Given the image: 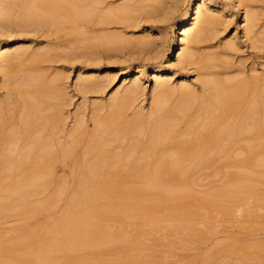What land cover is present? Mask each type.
<instances>
[{
	"label": "bare ground",
	"instance_id": "1",
	"mask_svg": "<svg viewBox=\"0 0 264 264\" xmlns=\"http://www.w3.org/2000/svg\"><path fill=\"white\" fill-rule=\"evenodd\" d=\"M117 1L0 0V74L5 89L0 92V214L23 205L18 220L24 223L56 207L58 198L47 203L38 199L55 180L53 166L70 161L79 168L74 187L69 192L62 187L68 194L57 216L9 237L0 234V264H182L183 255L178 254L183 251L175 253L177 246L206 241L209 233L226 224L253 231V224L264 220V71H212L213 62L235 46L233 40L222 52H198L217 26L228 23L233 6L238 13L244 11V35L254 44L264 42L252 9L253 1L261 0H213L216 8L202 0ZM144 7L146 17L158 21L178 15L170 43L166 30L156 39L99 30L100 23L137 22L135 12ZM42 29L61 41L34 46L23 41ZM162 41L168 52L157 63ZM79 44L90 51L79 53ZM125 44L140 54L114 56L125 65L108 66L104 71L109 75L99 72L100 65L83 73L88 64L78 67L75 85L84 93L103 91L117 71L136 70L106 100L93 101L91 130L85 101L68 118L61 101L60 106L43 100H65L67 92L66 73H48L46 62L62 57L98 64L102 55L96 47ZM171 63L181 67L165 66ZM196 63L202 70L197 76L200 91L188 78ZM149 69L154 84L145 110L139 100L146 91L141 75ZM175 76H181L177 83ZM67 119L73 123L68 125ZM242 140L246 142L237 147ZM217 161L224 162L223 182L197 191L193 173ZM163 206L170 207L163 212ZM122 215L135 222L105 220ZM236 236L223 245L215 243L213 247H221L217 255L232 260L236 256L240 264H264V242ZM205 253L184 260L212 264L213 255Z\"/></svg>",
	"mask_w": 264,
	"mask_h": 264
},
{
	"label": "rangeland",
	"instance_id": "2",
	"mask_svg": "<svg viewBox=\"0 0 264 264\" xmlns=\"http://www.w3.org/2000/svg\"><path fill=\"white\" fill-rule=\"evenodd\" d=\"M109 1L107 0V2H109ZM122 1L127 2L129 0H119V1H117L116 4L122 3ZM112 2H113V0H112ZM112 2L110 1L109 3H112ZM113 3H115V2H113ZM180 4H181V2H180ZM146 8L147 7H144V8H142V10L135 12L137 14V17H138L137 22L130 23L127 21H123L120 23L114 22L112 24H103V25L100 23V25L96 24L94 28L99 29V27H100L99 30H101L103 28L102 32L103 31L104 32H110L111 31V32H116V33L119 32L121 34H124L125 37L127 36V38L129 35L130 38H134V37L137 38L139 36L140 37H142V36L148 37L149 36L151 39H156L159 36L160 31L166 30L167 35H168V42L170 43L172 38H173V28H174L176 21L178 19V15L176 14L175 16H173V18H170L168 20V23L161 24V23H159L158 20L150 19V18L146 17V14H145ZM252 9L256 12V14L259 18V31L261 32L260 36L264 37V33H263L264 32V0L253 1ZM243 12L244 11L242 10V11H240V13H238L236 8L233 6L232 10L229 12V15L227 17V19L231 20L232 23L231 24L227 23L224 25L217 26L218 31L216 32V34L213 36H210V38L207 39L205 42L199 44V49H198L199 53L203 52V51H204V53H205V51H207V52L209 51V52L214 53L216 51L222 52V50L225 47L224 45H225V43H227V41L233 40L235 42V46L233 48L229 49L227 53L220 56L222 59H220L218 61L215 60L216 62L215 61L213 62L216 65L214 64V66L211 69H212V71H216L219 75L221 72H222L221 74L227 72V75H229V74L234 75V74L240 73V72L241 73L243 72V74L245 73V74L249 75V74H253V73L256 74V72H254L253 70H256L257 74H258V72H259V74H261L264 71V42L257 41L254 44V43H252V41L248 37H246L244 35V30H243L244 14H243ZM98 25H99V27H98ZM225 25H227V27H225ZM106 26H107V28H106ZM88 27H90V29L93 28L89 24H88ZM23 39H24L23 41L27 42L28 44H32L33 46L39 42H42V44L44 45V44H48L49 42H50V44L51 43L52 44H58V41H61V39L60 40L57 39V37H55L53 34H51V35L47 34L45 29H42L41 31L29 33V34L25 35ZM56 39L58 41H55ZM157 41L159 42V40H157ZM53 42H55V43H53ZM82 45H84V44H79L80 48L79 47H78L79 49L77 48L78 52L79 53H82L83 51L88 52L89 49L86 50L87 48L86 49L83 48L84 46H82ZM52 46H54V45H52ZM123 46H121V48H116V49L113 47H110V46L109 47L108 46L96 47L95 51H97L98 53H100L102 55L100 57L101 61L98 64L93 63V61H90V60L85 62L86 60L84 58H80V59L78 58L77 60L73 59L74 61L71 62V59L69 61H67L68 59H64V58L61 59L62 57H56L53 61L46 62V64L48 65V70H47L48 73H50L49 71H52V69H53V71L54 70H56L57 72H63L64 71L66 73L67 77L65 78V86L67 88V92L65 94L66 95L64 98L65 100L57 101L55 98H50V97L48 99L44 97L43 100L46 103L48 102L49 104H54V105H56V104L60 105L61 104V105H63L64 106V107H62L63 112L65 113L66 116L69 115L68 118L73 117L75 115L74 112H76L75 110H77V108L79 109L80 107H83L84 105L81 106V104H84L82 101H85L86 102L85 107H86V112H87V113L85 112L87 115L85 117L87 118V120H89L87 129L89 127V129L91 130V128L93 127L92 126L93 121L91 122L92 118L90 116L92 114H90V112H92L91 109L93 107V101L94 102H97V101L101 102L103 100H106L112 93L115 92V90L117 88L119 89V87L122 85V83L125 79H127V81H128L130 78H133L135 76L136 70L131 71L130 73H124V72L117 71V72L113 73L112 76H115V77L112 80H110V84H108V86L103 91H101V92L87 91L84 93V91L81 92L78 88H76V85H75V83H76L75 81H76L77 76L79 75V72H80L78 70V67L83 62L88 64L86 66L84 65V68H82L81 73H83L84 71L92 69V67L94 68L96 65H100L99 66L100 67L99 72L102 71L101 72L102 74L107 73L109 75V71L105 72L104 69H106L108 66L112 67L113 69H117V68H114V67H116L115 65L122 64V63L115 61L113 59L114 56L117 59V58H120V56L125 55V54L128 55L129 53H133L132 55H135V56H138L140 54L139 51H136L134 49V46L131 47L132 45L127 46L125 44V46L124 47ZM112 48L115 50H113ZM108 58H110L111 60L110 59L108 60ZM139 59H141V58H139ZM113 60H114V62H112ZM172 60L176 61V57L173 58ZM108 61H110V62H108ZM46 64H44V65H46ZM123 64L125 65V63H123ZM123 64H122V66H123ZM45 69H47V67H45ZM199 71L202 72V70L199 69V64L196 63L190 67V72L188 74L189 80L195 84L198 91L201 90V88L199 86L198 79H197ZM150 72H151V70L149 69L148 72H145L144 74L141 75V79L144 83V86L146 87V91H145V94L142 95L139 100H142L140 102V105L142 104L145 107V110L147 108H149L150 90H151L152 85L154 84V79L152 78V74H150ZM180 77L181 76H175L173 78L174 83H177L180 80ZM1 85H2V77L0 74V92L5 90L4 88H1ZM45 99H47V100H45ZM59 102H60V104H59ZM64 102H65V104H64ZM78 106H80V107H78ZM64 109H65V111H64ZM131 110H129L127 113L131 114L132 113ZM130 111H131V113H130ZM66 113H68V115ZM71 114H74V115H71ZM69 120L70 119H67V122ZM72 121H73V119L71 120V122ZM69 122H68V125H70ZM245 140L244 141L242 140V142L240 141L241 143L237 142L238 144L236 143L235 145H237V147L240 148V145H242L243 143L246 142ZM239 148H238V150H239ZM117 149L119 150V148H117ZM234 149H236V147ZM234 149L232 148V150H233L232 153H235ZM237 152H239V151H237ZM218 161H221V160H218ZM217 162L216 163L213 162L214 164H212V165L210 164L208 166L209 168L205 167L206 169L204 168V170L201 168L202 171L200 169L199 171L196 170L195 171L196 173L195 172L193 173L194 177L192 178V180L195 183H198L197 185H195L198 188L197 191L201 192L203 190L204 191L208 190L209 188H210L209 190H211L212 187H215V186L217 187V186H219V184L221 185V182H223L222 179L224 180V178H223L224 174L223 173L225 172V168H224V171L222 168V166L224 165L223 164L224 162H222V163L218 162V164H217ZM228 169L230 171V168H228ZM53 170L55 172V180H54L53 184L48 186L46 188L45 192L42 195H40L38 199H41L42 201H45V203H47L49 201H53V200L58 198V199H60V201L58 202L56 207H54L48 211H43L34 217L26 218L24 223L18 220L19 215L22 212L23 205H15L13 207V209L6 211L4 213H1L0 214V234L4 235V238L17 234V232L20 231L21 229H23V227H25V226H30V225L36 224L37 222L45 223V222H47V220L49 218H51L53 216H57L59 211L62 210L65 198L68 194L67 192H69V190H71V188L74 187L75 174L79 171V168H78V166H75L74 164H72V162L67 161V163L55 164L53 166ZM226 171H228V170H226ZM195 174L198 175V176H196L197 178H195ZM8 182H9L8 180L5 181V183H8ZM63 186H66L64 189H66L67 192L66 191L61 192ZM194 189H195V187H194ZM196 193H198V192H196ZM202 193L204 194V192H202ZM163 207L164 208H162V207L161 208L163 209V212H165V210H168V207H170V206H163ZM105 220L109 221V222L117 221V222L122 223V224L135 222L129 216H125V215H122L118 218L107 217V218H105ZM262 221L264 222V220H261L260 222L253 224V225L256 224V226H257L256 227L257 229H255V230H254V228H255V226H254L253 231L250 228H247V229L244 228V230H243V228H238V229L242 230V231H239L235 226H230L229 224L228 225L226 224V226L222 225L221 227L214 229V231H213L214 233L213 232L209 233L208 240L202 241L204 243L199 241L200 243L197 244L196 243V242H198V240H197V241H195V245H191L192 242L190 240L187 243L188 248H187V246L186 247L185 246H183V247L177 246L178 249L177 248L176 249L178 251H176L175 253H177V252L180 253V251H183V252H181V254L177 253L178 255L184 256V257L182 256V260L180 257V260L183 262V263L181 262L182 264H184L186 262L184 260L185 257H188L187 259H189L191 257V255L193 254L192 259L198 258L201 256V254L204 255L203 253H205V252L211 253L213 255V257L216 258L213 260V257H212V260H211V261H213L212 264L213 263H215V264H234V263L240 264L237 262L238 259L236 258V256H234V260H235L234 261V260H232L233 258L232 259H228L229 257L226 258V256H224V254H221V255L218 254L217 255V252L221 251V247L217 249L213 246L217 242L220 243V245H223V243L225 244V241L227 242V240H229L230 236H232V235H233V237H235L236 235H237L236 237H239V236L243 237V239L245 238V240L247 239V241H251L254 238H256V239L258 238L264 242V224H262ZM230 227H231V229H229ZM233 227H235V228L232 229ZM226 229H228V230H226ZM227 231H229V233H231V234L227 233ZM226 236H228V237H226ZM187 238H189V239L191 238L192 241L194 242V240H193L194 238L192 236H189V237L187 236ZM195 240H196V238H195ZM222 240H223V242H222ZM5 242H7V240ZM196 245L199 247H197ZM192 246H193V248H192ZM190 247H191V249H190ZM185 248L189 249V250H186ZM183 249H185L186 251H184ZM210 251H212V252H210ZM199 253H201V254H199ZM177 254L175 255V258L178 256ZM194 254H196V255L198 254L199 256L198 255L196 256ZM222 256H224L223 258H225V259L221 258ZM177 258H179V256ZM190 260L187 261L185 264L190 262ZM255 263H256V261H255ZM192 264H202V262L192 260Z\"/></svg>",
	"mask_w": 264,
	"mask_h": 264
},
{
	"label": "snow or ice",
	"instance_id": "3",
	"mask_svg": "<svg viewBox=\"0 0 264 264\" xmlns=\"http://www.w3.org/2000/svg\"><path fill=\"white\" fill-rule=\"evenodd\" d=\"M202 2L207 7H210V8H216L217 7V4L215 2H213V0H202ZM192 6H193V8H195V3ZM159 23L166 24V23H168V21L162 20V21H159ZM228 23L231 24L232 21L229 20ZM225 27H227V25H225ZM167 52H168V49L166 46V41H162L161 46L159 47L158 51L155 54V62H157V63L162 62L163 58ZM171 55L174 57L175 53L173 52ZM165 66L169 67V68H173V69H179L181 67L180 64H176V63L166 64Z\"/></svg>",
	"mask_w": 264,
	"mask_h": 264
}]
</instances>
